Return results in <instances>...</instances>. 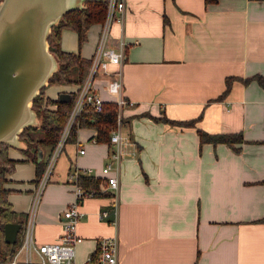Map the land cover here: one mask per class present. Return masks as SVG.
<instances>
[{
    "label": "crops",
    "instance_id": "crops-1",
    "mask_svg": "<svg viewBox=\"0 0 264 264\" xmlns=\"http://www.w3.org/2000/svg\"><path fill=\"white\" fill-rule=\"evenodd\" d=\"M100 27L90 26L82 46L77 31L64 27L62 46L92 56ZM122 37L123 94L135 103L123 107L120 183L110 194L82 199L76 260L96 251L99 237L118 233L119 264H264V0H126L109 41L118 47ZM118 68L110 61V71L94 79L104 100H115L107 81ZM227 76L230 88L218 96ZM79 85L52 82L45 90L59 98ZM162 115L197 120L155 117ZM198 127L241 132L243 139L202 141ZM96 131L79 126L59 155L37 206L39 241L55 240L62 231L61 212L75 196L68 181L74 165L106 178L102 167L113 144L95 140ZM8 152L17 159L5 181L8 198L24 220L36 161L18 145ZM48 152L40 148L38 158ZM115 200L117 223L101 216Z\"/></svg>",
    "mask_w": 264,
    "mask_h": 264
},
{
    "label": "built area",
    "instance_id": "built-area-1",
    "mask_svg": "<svg viewBox=\"0 0 264 264\" xmlns=\"http://www.w3.org/2000/svg\"><path fill=\"white\" fill-rule=\"evenodd\" d=\"M126 0H108L105 16L101 22L97 44L91 56V64L85 79L80 83L74 103L63 126V129L45 157V164L36 180L33 201L27 211L21 228V240L17 249L4 262L7 264H119V235H103L98 238L96 251L90 253L84 261L76 260V245L83 236L78 232V220L82 215L80 203L87 195H93L94 189L85 187L78 181L79 170L91 173L93 168H75L70 171L68 181L73 185L74 198L61 212L62 231L57 239L39 241L35 236V223L37 206L46 184L53 178L59 155L68 141L72 124L86 103L93 104L97 110L104 108V98L94 91L93 83L98 70L110 71L109 62H117L119 68L116 76L107 81L108 90L115 96L117 102V118L110 131V159L103 165L102 171L106 174V184L103 188L116 191L119 187V166L124 155L123 150V107L132 105L135 100L123 94L122 63L126 55V39H120L118 47L110 41V29L114 20L122 21ZM95 139V138H94ZM81 152L84 145L79 146ZM111 222L118 221V201L115 200L113 208L103 209L102 217L110 216Z\"/></svg>",
    "mask_w": 264,
    "mask_h": 264
},
{
    "label": "trees",
    "instance_id": "trees-1",
    "mask_svg": "<svg viewBox=\"0 0 264 264\" xmlns=\"http://www.w3.org/2000/svg\"><path fill=\"white\" fill-rule=\"evenodd\" d=\"M108 0H84L82 6H76L65 12L59 21L53 24L48 34L50 49L54 52L59 60V67L51 75L49 83L52 82H78L81 83L87 76L91 56L82 54L81 50L65 49L61 43V33L64 27H71L77 31L79 45L88 38L90 26L93 23H101L106 12ZM216 0H206L213 2ZM261 79V76L258 75ZM232 76L226 78V88L221 96L227 92L231 85ZM262 82V80H261ZM46 85L41 87L38 94L33 98V106L41 118L39 124H29L24 127L20 133V137L26 142V146L21 147L28 157L36 161V169L38 175L41 173L45 164V158H38L40 148L48 150L54 145L58 139L63 126L70 113L74 103L76 92H72L70 99L62 100L53 98L46 93ZM54 103L55 105H51ZM117 102L114 99L104 100V108L97 110L93 104L86 103L83 109L76 116L69 136V139L76 138L77 128L79 126H92L97 129L93 134L95 140H110V131L116 123L117 118ZM170 122L180 124H194L197 117L189 119H174L167 115L155 116ZM200 138L202 141L210 140L213 142L227 141L232 142L235 138L243 139L241 132H210L202 127H198ZM10 143L0 141V264H7L4 261L8 259L19 246L21 240V230L18 239L15 242H8L5 239L4 223L10 220H19L23 223V219L17 218V213L8 198L9 187L5 185L8 174L14 169L16 158L9 155L8 148ZM71 168V170H73ZM78 181L85 187L94 189V194H110V190L103 188L106 184V178L93 173H86L81 170L78 172Z\"/></svg>",
    "mask_w": 264,
    "mask_h": 264
},
{
    "label": "water",
    "instance_id": "water-1",
    "mask_svg": "<svg viewBox=\"0 0 264 264\" xmlns=\"http://www.w3.org/2000/svg\"><path fill=\"white\" fill-rule=\"evenodd\" d=\"M83 4L84 0H0V141L24 147L21 131L41 122L33 98L59 67L48 34L65 12ZM71 97L70 91L59 93L62 100ZM21 228L19 220L6 221L5 239L15 242Z\"/></svg>",
    "mask_w": 264,
    "mask_h": 264
},
{
    "label": "rangeland",
    "instance_id": "rangeland-1",
    "mask_svg": "<svg viewBox=\"0 0 264 264\" xmlns=\"http://www.w3.org/2000/svg\"><path fill=\"white\" fill-rule=\"evenodd\" d=\"M83 44V43H82ZM82 46V45H81ZM99 72H100V70H98L97 71V73H96V77L99 75ZM49 83V82H48ZM46 85H48V84H46Z\"/></svg>",
    "mask_w": 264,
    "mask_h": 264
}]
</instances>
